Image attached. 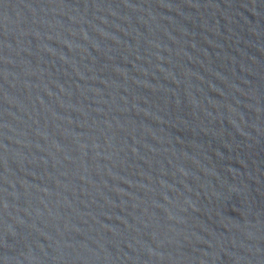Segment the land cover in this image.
I'll use <instances>...</instances> for the list:
<instances>
[{
    "label": "water",
    "instance_id": "water-1",
    "mask_svg": "<svg viewBox=\"0 0 264 264\" xmlns=\"http://www.w3.org/2000/svg\"><path fill=\"white\" fill-rule=\"evenodd\" d=\"M0 264H264V0H0Z\"/></svg>",
    "mask_w": 264,
    "mask_h": 264
}]
</instances>
